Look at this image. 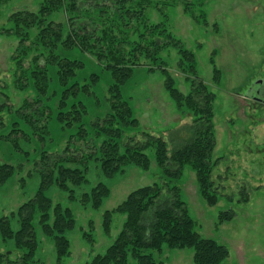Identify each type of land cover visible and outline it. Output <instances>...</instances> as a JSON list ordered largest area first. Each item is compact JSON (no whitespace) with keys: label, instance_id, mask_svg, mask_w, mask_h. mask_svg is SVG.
Here are the masks:
<instances>
[{"label":"rangeland","instance_id":"rangeland-1","mask_svg":"<svg viewBox=\"0 0 264 264\" xmlns=\"http://www.w3.org/2000/svg\"><path fill=\"white\" fill-rule=\"evenodd\" d=\"M40 1L8 0L0 7V102L8 106L0 110V163L14 167L12 176L0 186V217L9 216L35 194L40 176L34 162L42 150L54 153L62 150L69 141L70 145L79 146L80 152L88 153L89 150L82 141H73L75 126L62 128L55 120L51 105L55 96L52 93L47 102L37 104V109L32 103L36 97L34 89L30 85L20 87L15 82L12 58L18 40L4 28L9 25L7 20L11 13L34 11ZM95 1L109 3L114 0H86L87 3H97ZM147 6L149 19L164 24L167 33L193 54L196 76L215 95L212 157L218 158V162L213 167L212 176L221 177L224 196L218 198L216 204L207 205L198 192L193 171L185 166L177 182L180 198L195 220L196 231L202 237L227 247L228 257L221 264H264V0H150ZM132 33L131 30L128 32L131 39L134 38ZM63 55L82 63L75 77L78 82L83 83L90 74L98 75L92 88L94 95H80L87 111L84 124L89 130V123L107 112V89L116 79L94 54L74 48ZM157 57L172 77L174 86L186 93L189 90L186 77L191 75L183 71L185 64L179 65L178 47H164ZM142 64L134 66L120 85V96L128 101L139 122L137 129L127 130L128 134L140 138V131H144L152 136H162L167 141L170 137H183L178 130L191 120L192 115L188 112L180 115L164 88L160 68L155 67L152 60L144 59ZM213 69L219 71L216 82L213 81ZM50 89H54L53 84ZM25 102H29V107L22 110ZM21 112L31 113L30 116L33 113L30 118L33 117L31 121H34L25 122ZM14 129L23 133H16ZM72 150L71 146L70 152ZM145 153L150 161L148 170L126 166L112 178L105 177L99 164L90 160L87 182L73 187L74 200L55 184L46 189L45 194L53 203L73 211L75 226L66 234L70 255L57 263L53 242L42 234L36 213V264H89L94 255L105 251L120 230L124 215L114 213L109 234H105L103 212L113 209L135 188L159 181L154 147L146 148ZM99 182L109 190L102 204L97 209L89 204L82 205L79 201L81 194L89 192ZM244 193L247 199L242 201L239 197ZM227 210L233 212L232 219L219 222V213ZM12 225L14 229L18 226L15 220ZM0 251L14 252L13 242L2 241L1 235ZM192 253L191 248L168 249L164 246L154 256L162 264H192Z\"/></svg>","mask_w":264,"mask_h":264},{"label":"trees","instance_id":"trees-1","mask_svg":"<svg viewBox=\"0 0 264 264\" xmlns=\"http://www.w3.org/2000/svg\"><path fill=\"white\" fill-rule=\"evenodd\" d=\"M7 1L0 0V7ZM95 2L41 0L34 11L19 10L8 16L9 25L4 31L18 40L12 58L16 84L24 88L30 85L34 89L36 97L32 103L36 105L47 102L48 95L52 93L55 96L51 101L55 120L62 128L75 126L73 141H82L86 149L91 150L88 153L80 152V147L70 145L69 141L62 150L54 153L41 151L34 162L40 176L35 194L9 216L0 217L2 241L11 240L14 247L13 253L0 251V264L37 263L36 213L42 234L53 242L57 263L69 256L70 242L66 234L75 226L74 213L69 207L53 203L46 196V189L55 184L68 192L70 200H74L73 187L87 182L90 160L99 164L107 178L122 172L126 166L146 171L150 161L145 150L150 146L154 147L159 181L135 188L113 209L103 212L102 229L105 234H109L114 213L124 215V220L105 251L94 255L89 264H162L154 253H159L164 246L168 249H193L192 264H221L228 257L227 247L202 237L196 231L195 220L181 200L177 184L185 166H188L194 173L198 192L207 205L216 204L218 198L224 196L221 177L212 176L213 167L218 162V158L212 157L215 146L212 124L215 95L196 76L193 54L167 33L164 24L153 23L149 19L146 8L150 0H125L126 4L123 0ZM157 8L160 10V7ZM127 28L133 32L134 38L129 37L130 30ZM169 45L178 47L179 65L185 64L183 71L191 75L190 78L186 77L189 82L186 93L174 86L172 77L157 57L158 52ZM74 48L94 54L103 68L116 79L107 89V112L91 121L89 130L84 124L87 111L80 95H94L92 88L98 81V75L90 74L83 83L75 79L82 63L63 55ZM144 59L152 60L155 67L160 68L164 88L180 115L185 112L192 115L191 120L178 130L183 137H170L167 141L162 136H152L144 131H140V138L128 134L127 130L134 131L139 122L128 101L120 96V85L134 66L143 65ZM25 63L27 66H24ZM213 70V81L216 82L219 71ZM52 84L53 90L50 89ZM4 97L7 98L6 95ZM5 107L8 106L0 102V110ZM28 107L29 102H25L21 109ZM30 114L21 112L22 119L31 123L34 120L31 121L33 113ZM19 131L14 129L16 133L22 132ZM71 146L75 151L70 152ZM13 173L12 165L0 163V186ZM108 194V188L99 182L89 192H83L79 201L84 206L89 204L97 209ZM241 198L245 201L247 194H242ZM232 217L233 212L227 210L219 213L218 220L222 222ZM12 220L18 225L15 229Z\"/></svg>","mask_w":264,"mask_h":264},{"label":"flooded vegetation","instance_id":"flooded-vegetation-1","mask_svg":"<svg viewBox=\"0 0 264 264\" xmlns=\"http://www.w3.org/2000/svg\"><path fill=\"white\" fill-rule=\"evenodd\" d=\"M256 93H258V91H256Z\"/></svg>","mask_w":264,"mask_h":264}]
</instances>
